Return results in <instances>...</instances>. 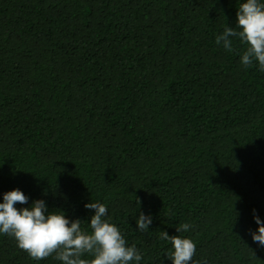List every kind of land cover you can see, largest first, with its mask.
Returning a JSON list of instances; mask_svg holds the SVG:
<instances>
[{"label":"trees","instance_id":"16d2710c","mask_svg":"<svg viewBox=\"0 0 264 264\" xmlns=\"http://www.w3.org/2000/svg\"><path fill=\"white\" fill-rule=\"evenodd\" d=\"M0 264H264V0H0Z\"/></svg>","mask_w":264,"mask_h":264}]
</instances>
